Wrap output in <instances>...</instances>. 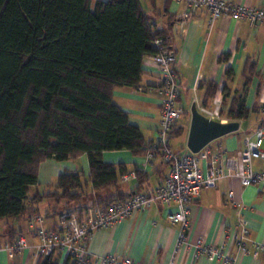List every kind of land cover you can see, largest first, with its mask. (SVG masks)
Listing matches in <instances>:
<instances>
[{
	"label": "crops",
	"instance_id": "crops-1",
	"mask_svg": "<svg viewBox=\"0 0 264 264\" xmlns=\"http://www.w3.org/2000/svg\"><path fill=\"white\" fill-rule=\"evenodd\" d=\"M247 6L264 8V0H228ZM150 23L164 31L175 59L174 69L180 85L179 105L184 115L175 129L179 136L180 152H188L186 138L189 128L190 107L204 101L212 104L214 95L222 99L223 120L232 99L242 97L248 110L246 118L239 119L237 130L227 133L209 145L227 156L238 157L246 137L254 139V132L264 118V23L250 24L246 20L235 21L230 17H219L208 25L210 12L201 7L186 18L187 6L176 0H140ZM230 74H226V70ZM215 85L214 90L208 88ZM160 75L150 60L142 61V75L136 86H117L112 93L113 102L125 111L129 121L138 126L146 143L157 136L160 120ZM105 163L123 166L125 172L137 171L127 181L120 178L115 185L93 189L87 180L89 163L81 154L64 161L47 159L38 166L37 183L29 187L28 196L35 197L56 191V182L63 172H78L83 176L82 198L68 203L75 208L80 219L90 213L92 203L127 196L133 191L154 189L168 172V165L159 157L152 163L145 160V153L134 154L129 150L103 151ZM254 171H264V158L252 156ZM232 192L240 209L227 200ZM29 204V200L27 201ZM33 214H39L40 225L53 228L59 225L58 214L64 201L56 197H42L29 204ZM174 202H154L145 211L133 212L130 216L108 228L95 230L87 243L90 257L115 255L129 257L135 264H264V253L253 256L254 243L264 244V185H241L236 176L217 180L212 188L202 190L190 205L189 230L186 243L177 244L179 227L169 221L170 213L176 211ZM57 210V212H56ZM245 221L248 239L246 254H238L233 238L237 230L238 217ZM29 218L0 220V245L10 241V228L15 236L24 235L28 246L9 257L0 250V264H37L34 246L37 243ZM201 239L210 246H220L231 262L205 254L196 256L195 243ZM65 256L56 254L58 264Z\"/></svg>",
	"mask_w": 264,
	"mask_h": 264
},
{
	"label": "trees",
	"instance_id": "trees-1",
	"mask_svg": "<svg viewBox=\"0 0 264 264\" xmlns=\"http://www.w3.org/2000/svg\"><path fill=\"white\" fill-rule=\"evenodd\" d=\"M155 38L167 40L140 0H0V220L30 219L29 204L45 196L64 201L59 214L75 211L68 203L83 197L78 172L59 174L56 191L29 198L44 160L85 154L87 180L101 189L126 173L105 163L103 151L146 153L149 143L112 93L117 86L138 85L143 59L157 51ZM208 88L212 93L215 85ZM247 115L239 97L224 116ZM178 134L174 129L172 135ZM8 234L10 241L17 237L12 228ZM56 254L38 257L37 264H58ZM62 264L78 263L68 255Z\"/></svg>",
	"mask_w": 264,
	"mask_h": 264
},
{
	"label": "built area",
	"instance_id": "built-area-1",
	"mask_svg": "<svg viewBox=\"0 0 264 264\" xmlns=\"http://www.w3.org/2000/svg\"><path fill=\"white\" fill-rule=\"evenodd\" d=\"M186 4L185 17H191L194 12L204 7L209 10L208 25L219 17H230L235 21L246 20L252 25L264 23V8L247 6L228 0H176ZM156 52L146 56L154 65L160 75V120L156 138L149 143L145 153V160L152 163L159 157L168 165V172L161 183L154 189L136 191L128 196L107 203L105 206H93L90 213L80 219L76 211H63L58 215L59 225L47 228L39 223L42 217L33 214L28 224L33 229L37 239L34 252L37 257L51 253L71 256L78 264H135L131 258H118L115 255H102L96 258L89 256L87 243L92 233L101 228H108L136 211H145L154 202H174L176 211L169 214L171 223L179 227L177 244L186 243L189 230L190 205L195 201L202 190L215 186L217 180L236 176L241 185H264V171L256 172L251 167L252 156L264 158V118L255 129L254 139L246 137L243 149L238 157L227 156L221 150L204 146L197 153L174 152L169 143L178 120L184 115V109L179 105L180 85L174 69L175 55L167 40L155 38L153 42ZM222 99L214 95L210 106H197L198 111L204 116L225 122L221 112ZM264 114V108H262ZM136 176L135 171H128L121 175V181H127ZM227 200L240 209L232 192L227 195ZM237 230L234 233L238 254H246L248 231L241 214L238 217ZM253 256L259 252L264 253V244L254 243ZM28 246L24 235H18L14 240L0 245V250L5 251L9 257L20 252ZM196 256L205 254L210 257L221 258L224 262L231 259L224 255L220 246H210L201 239L195 243Z\"/></svg>",
	"mask_w": 264,
	"mask_h": 264
},
{
	"label": "water",
	"instance_id": "water-1",
	"mask_svg": "<svg viewBox=\"0 0 264 264\" xmlns=\"http://www.w3.org/2000/svg\"><path fill=\"white\" fill-rule=\"evenodd\" d=\"M189 128L186 147L191 153H197L211 141L238 129V120L219 121L201 114L195 102L190 107Z\"/></svg>",
	"mask_w": 264,
	"mask_h": 264
},
{
	"label": "rangeland",
	"instance_id": "rangeland-1",
	"mask_svg": "<svg viewBox=\"0 0 264 264\" xmlns=\"http://www.w3.org/2000/svg\"><path fill=\"white\" fill-rule=\"evenodd\" d=\"M181 119V118H180ZM179 136H177V137H173L172 138V143H171V145H170V147H171V149H172V151H174V152H180L181 151V148L179 149V138H178ZM211 143V142H210ZM209 143V144H210Z\"/></svg>",
	"mask_w": 264,
	"mask_h": 264
}]
</instances>
